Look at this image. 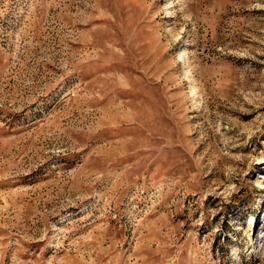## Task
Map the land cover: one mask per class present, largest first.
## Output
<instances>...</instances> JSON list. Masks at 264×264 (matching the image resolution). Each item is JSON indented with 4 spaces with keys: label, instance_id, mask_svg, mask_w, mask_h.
Segmentation results:
<instances>
[{
    "label": "rangeland",
    "instance_id": "1",
    "mask_svg": "<svg viewBox=\"0 0 264 264\" xmlns=\"http://www.w3.org/2000/svg\"><path fill=\"white\" fill-rule=\"evenodd\" d=\"M0 264H264V0H0Z\"/></svg>",
    "mask_w": 264,
    "mask_h": 264
}]
</instances>
